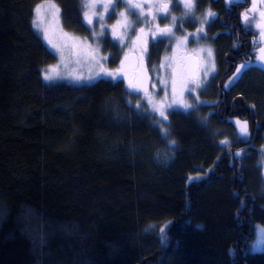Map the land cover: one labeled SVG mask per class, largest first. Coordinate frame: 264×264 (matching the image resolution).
<instances>
[{"label": "trees", "instance_id": "1", "mask_svg": "<svg viewBox=\"0 0 264 264\" xmlns=\"http://www.w3.org/2000/svg\"><path fill=\"white\" fill-rule=\"evenodd\" d=\"M42 2L0 0V264H264V249L248 252L264 229V69L225 89L255 61L257 32L239 15L250 0H199L197 17L217 13L206 33L218 73L200 93L210 104L162 121L168 140L124 81L44 80L56 57L33 24ZM54 2L66 30L91 35L80 0ZM105 42L114 69L121 49Z\"/></svg>", "mask_w": 264, "mask_h": 264}, {"label": "snow or ice", "instance_id": "2", "mask_svg": "<svg viewBox=\"0 0 264 264\" xmlns=\"http://www.w3.org/2000/svg\"><path fill=\"white\" fill-rule=\"evenodd\" d=\"M124 7L121 9L120 4ZM176 7H182L185 16H190L192 22L200 24L196 28L195 33L186 32L181 25L177 28L181 35L177 37L173 28H176L177 17L172 14L173 0H80L78 7L77 19L81 27L85 25L91 26L87 30L91 32L93 39L105 37L109 34L122 45L123 59L120 60V67L114 71H107L104 68V62L107 61V56L100 55L99 46H94L87 38H81L74 34L64 31L62 25V10L54 2V0H43V3L37 4L34 9L33 24L41 27L43 38L54 48L63 60L65 55L76 58L79 63L81 56L95 61L100 72L97 75H107L115 79L118 73H122L128 80V86L143 92L144 98L147 99L148 104L152 106V111L158 113L161 121H157L159 131L165 140L171 135L169 130L163 126L162 121L168 120L167 109L174 104H178L184 109L192 106L186 103L183 99L185 91L194 92L202 85L197 79V73L202 72L207 74L209 71L215 70V63L213 52L209 49L192 50L191 53L187 51L189 38L195 36L198 39H207V33L204 30V25L208 23V18H216L217 13L208 8L201 13V16H196V11L199 7V0H175ZM241 20L245 26L253 27L258 30L260 36V43L264 45V0H251V7L245 9L240 14ZM135 17V20L132 19ZM171 20V23H165L161 26L158 19ZM109 20L114 22L108 23ZM99 25L100 31L97 32L95 25ZM147 26V27H145ZM53 36L57 37L56 40ZM165 37L170 42L175 41L173 48L174 56L169 58L171 63V75L168 80L158 78V82L164 87L161 91L164 93L159 100L153 98V91L156 85H151V90L147 85L149 81L148 70L145 67V58L148 55L149 39L153 40V46L163 41L157 37ZM127 38V43L125 40ZM237 47V45H233ZM127 48V51H124ZM207 52V56L204 53ZM258 52L260 59L264 60V46L259 47ZM175 54H179L178 56ZM134 58V64L132 60ZM179 60V63L176 61ZM131 66V74L127 68ZM165 65L161 63L160 67ZM246 64H241L235 68V72L239 73L241 69L245 68ZM54 68V66H48ZM45 80H52L53 73L44 71ZM78 80L83 79L81 75H77ZM238 78V77H237ZM89 79H92L90 76ZM169 83L171 85V103L168 102ZM190 86V87H189ZM130 103V101H129ZM255 108V105L251 106ZM136 108H140L139 102ZM146 110V109H145ZM240 132L245 136L248 135V121H236ZM169 143L175 144V140H170ZM222 143H225L222 141ZM239 156L240 153H234ZM190 180H198L197 177H189ZM264 179V176H262ZM164 233V228L160 229Z\"/></svg>", "mask_w": 264, "mask_h": 264}, {"label": "rangeland", "instance_id": "3", "mask_svg": "<svg viewBox=\"0 0 264 264\" xmlns=\"http://www.w3.org/2000/svg\"><path fill=\"white\" fill-rule=\"evenodd\" d=\"M241 1L242 0H225L226 4L228 6H230L234 3H239ZM250 3H251V0H250ZM120 7H121V9L124 7L123 3L120 4ZM171 12L173 15H175L177 17V25H176V28H173V31L175 32V35L177 37H179L181 35V32L178 31L177 28H179L182 25L183 29L187 32V29L184 27V25L188 24V22H191L192 20H191L190 16L184 15V10L182 7L178 8L175 6V0H173V7L171 8ZM132 19L135 20V17H132ZM112 22H114V21H112V20L108 21V23H112ZM157 22L160 23L161 26H163L165 23H171V20H170V18L167 20L158 19ZM193 23L196 24L197 27H200L199 23H196V22H193ZM208 24H209V19H208V23L204 25L205 32H206V27ZM62 25H63V23H62ZM41 27L35 26V29H36L37 33L41 36V38L44 40V42L47 44L50 51L56 57L54 64L50 65V66H54V68L47 67L44 69V71H48V72L53 73V79L52 80H45L44 79L47 83H51V84H53V83H68V84H72V85H76V86H84V85L89 86V85L95 84L98 80L107 79V80H111L114 82L124 81L126 84H128V80L125 78V76L122 73H118L116 75L115 79H113V77H111V76H107V75H103V74L97 75V73L100 72V68L97 67L95 61H91L86 57L81 56L79 58L80 62L77 63L75 57H71L70 55L66 54L65 58L62 60L61 56L56 52V49H54L43 38V33L41 30ZM88 27L90 28L91 26H88ZM145 27H147V26H145ZM95 28H96L97 32L100 31L98 24L95 25ZM251 28L257 32V50H256V55H255V61L253 63H245L247 65L245 68L241 69V71L239 73L235 72L233 74V76L227 81V83L225 85L226 90H229L230 87L235 85L236 82L241 78L244 71L250 69L251 67L259 66V67L264 69V60L260 59V54L258 52L259 47L264 46V45H261V43H260V36H259L258 30H256L254 28V26ZM64 31L71 33L68 30H66L65 28H64ZM195 32L196 31H194V33ZM189 33H192V32H189ZM76 36H78V35H76ZM78 37L87 38L89 40V42H91L94 46H96V45L99 46L100 55L107 56V61L104 62V68L107 71L111 72V71H114L120 67V62H119L118 66L116 68L111 69L110 64H109L110 54L105 51L104 46H103L106 43L105 41L107 39H110L112 42L116 43L120 47V49H122L123 46L120 45L119 42L116 41L110 35V33L106 34L105 37H99L98 39H93L92 35H90L89 37H83V36H78ZM53 39L56 40L57 37L53 36ZM157 39H160L163 41L162 43H164V47H165L164 53L159 58V61H156V62L151 61V51H152V47H153L154 42L150 38L149 44H148V55L145 58V67L147 68L148 74H149V88H150V90H151V85H156V88L153 91V98L156 100H159V98L164 95V93L161 91V89L164 87V85L158 82V78H162L165 80H168L170 78L171 71H172V68L170 65H171L172 61L169 58L174 56L173 48L175 45V41L173 40L170 42L167 38L159 37V36L157 37ZM125 43H127V38L125 40ZM157 44H159V43H157ZM201 48H203V49H209L210 48L212 50L214 63H215V70L209 71L207 74L202 73V72H198L197 73V79L201 83L202 86L200 88H197L196 91H194V92H190V91L184 92L183 99L186 103H188L192 106L191 108L184 109L180 105L174 104L171 108L167 109L168 114L172 111H180V112L187 113V112L194 110L196 107H198L200 105L210 104V102H207V101L202 99V97L200 96V93L202 91H204L206 88H208L210 83L217 76L218 65H217L216 53H215L213 45L211 44V42H209V39L203 38V34H201V38L198 40L195 36L189 38V43L187 45V51L189 52V54L191 53L192 50H194V49L199 50ZM124 51H127V48H124ZM175 55L178 56L179 54H175ZM120 56H121L120 60L123 59V51L122 50H121ZM204 56L205 57L207 56V52L204 53ZM132 63L134 64V58L132 60ZM161 63H163L165 66L160 67ZM176 63H179V60H177ZM127 71L129 72V74H131L132 67L129 66L127 68ZM77 75H81L83 77V79L78 80L76 78ZM90 76L92 77V79H89ZM43 78H44V75H43ZM128 89L132 94H134L135 96L138 97L139 104H140V108H139L140 110H142L145 114L154 115V116H157L158 118H160L158 113H154L152 111V106L150 104H148V101H147V99L144 98L143 93H141L138 90L133 89V88H128ZM168 92H169L168 102L171 103V85H170V83H169V87H168ZM160 119H162V118H160ZM236 121L237 120H234L235 124H236ZM236 126H237V124H236ZM237 128L239 130L240 135H242L244 138L248 137V135L245 136L243 133L240 132L239 126H237ZM262 156H263V158L261 161V167L264 170V149L262 150ZM162 159H163V156L160 155L158 158V161H160ZM1 207H2V210H1ZM1 207H0V212H3L5 214L6 212L3 208V206H1ZM255 229H256L255 240H254V242H252L250 244L249 249H248V252H251V253H259L264 249V229L260 226H257Z\"/></svg>", "mask_w": 264, "mask_h": 264}, {"label": "flooded vegetation", "instance_id": "4", "mask_svg": "<svg viewBox=\"0 0 264 264\" xmlns=\"http://www.w3.org/2000/svg\"><path fill=\"white\" fill-rule=\"evenodd\" d=\"M191 24L193 25L194 23L191 21ZM194 26V25H193ZM192 33H194V32H192ZM139 92H141V91H139ZM141 93H143V92H141Z\"/></svg>", "mask_w": 264, "mask_h": 264}, {"label": "bare ground", "instance_id": "5", "mask_svg": "<svg viewBox=\"0 0 264 264\" xmlns=\"http://www.w3.org/2000/svg\"><path fill=\"white\" fill-rule=\"evenodd\" d=\"M165 154H166V153H165ZM167 155H168V154H167ZM162 156H163V158H164V155H162ZM158 162H159V161H158ZM160 162H161V160H160ZM160 162H159V163H160Z\"/></svg>", "mask_w": 264, "mask_h": 264}, {"label": "water", "instance_id": "6", "mask_svg": "<svg viewBox=\"0 0 264 264\" xmlns=\"http://www.w3.org/2000/svg\"><path fill=\"white\" fill-rule=\"evenodd\" d=\"M147 85L149 86V81L147 82Z\"/></svg>", "mask_w": 264, "mask_h": 264}]
</instances>
